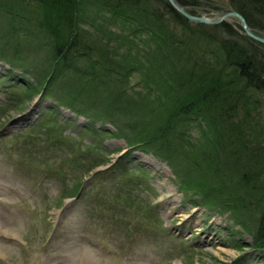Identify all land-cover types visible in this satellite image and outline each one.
Masks as SVG:
<instances>
[{"label": "rangeland", "instance_id": "rangeland-1", "mask_svg": "<svg viewBox=\"0 0 264 264\" xmlns=\"http://www.w3.org/2000/svg\"><path fill=\"white\" fill-rule=\"evenodd\" d=\"M183 5L216 18L232 4ZM42 13L35 1L0 2V74L12 72V79L0 75V264H264L253 234L261 212H243L246 228L236 219L242 208H229L237 176L225 189L199 185L197 161L208 156L203 121L192 115L155 128L167 112L155 95L149 35H130L139 61L124 81L113 76L96 85L86 80L90 48L96 58L109 57L114 41L105 47L106 40L126 30L98 8L84 10L76 32L86 52L60 57L62 40L42 27ZM224 20L239 29L235 16ZM66 101L108 112L90 127L110 132L89 133L88 116ZM147 122L151 140L131 145Z\"/></svg>", "mask_w": 264, "mask_h": 264}, {"label": "trees", "instance_id": "trees-1", "mask_svg": "<svg viewBox=\"0 0 264 264\" xmlns=\"http://www.w3.org/2000/svg\"><path fill=\"white\" fill-rule=\"evenodd\" d=\"M28 1H35V5L43 11L40 17L42 27L53 31V39L62 40L54 49L60 57L86 52L78 49L81 38L76 32L80 14L84 10L98 8L126 30L127 34L114 32L111 35V31L106 32L111 37L106 40L105 47L113 43L110 44L109 40L114 41L110 58L95 57L90 47L97 43L87 47L92 54L88 57L91 59V79L86 80L96 85H106L113 76L124 81L136 69L133 68L134 61H139L138 54L131 55L134 47L130 35H149L148 40L156 45L151 56L152 67L157 70V88L164 91L161 94L156 88L155 95H159L160 103L167 112L163 116L164 124H158L155 128L162 132L170 126L168 119L180 120L192 115L194 120L203 121L204 127L201 129L206 144L202 151L208 156L207 161H197L199 185L217 184L225 189L232 177L237 176L238 183L228 189L231 191L228 201L232 202L229 208L233 211L242 208V214L237 215L236 219L243 227L247 226L241 218L243 212L259 209V224L253 234L256 245L264 246V43L245 34L240 22L238 29L230 20L217 24L192 21L173 8L168 0ZM178 1L182 4L197 2ZM11 2L9 4L13 5ZM231 4L244 14L254 30H264V0H231ZM175 21L179 23L178 28L173 25ZM103 47L104 43L96 46L100 51ZM11 61L12 65L14 58ZM162 68L167 70L160 72ZM146 72L149 74V71ZM11 74V71L5 70L0 75L12 79ZM16 79H20V76ZM51 84L48 83L44 91ZM103 89L108 90L106 87ZM96 90L98 97H101L102 90L98 87ZM66 103L70 107H77L76 103ZM80 108L76 109L88 116L85 127L89 128V133L104 136V132H110L102 124L93 127L95 131L90 127L94 118H106L110 115L108 112L89 113L87 107ZM145 124L130 137L131 145L139 140H151L148 137L149 122ZM190 187L186 185V188ZM204 197L206 202L213 199L207 194Z\"/></svg>", "mask_w": 264, "mask_h": 264}, {"label": "water", "instance_id": "water-1", "mask_svg": "<svg viewBox=\"0 0 264 264\" xmlns=\"http://www.w3.org/2000/svg\"><path fill=\"white\" fill-rule=\"evenodd\" d=\"M168 2H170L172 7L175 8L178 12L182 13L188 19L193 20L195 22L200 21L205 23L209 22L217 24L218 22L228 18L229 15H233L239 20L242 29L248 36L252 37L257 41H260L261 43H264V30H254L253 27L249 25L248 20H246L244 14L240 10L235 9L233 6H229L226 11H222L216 18H213L209 15H205L204 13H195L193 11H190L187 5L184 6L178 0H168Z\"/></svg>", "mask_w": 264, "mask_h": 264}]
</instances>
